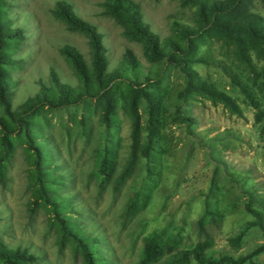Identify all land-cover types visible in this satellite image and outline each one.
I'll use <instances>...</instances> for the list:
<instances>
[{
    "label": "rangeland",
    "instance_id": "374dc122",
    "mask_svg": "<svg viewBox=\"0 0 264 264\" xmlns=\"http://www.w3.org/2000/svg\"><path fill=\"white\" fill-rule=\"evenodd\" d=\"M62 1L71 5L79 18L96 26L106 49L108 73L120 67L126 50L134 54L142 71L140 88L147 95L143 97L126 82L115 80L108 90L107 100L113 108L107 122L100 101L47 112L40 121L42 139L52 152V167L61 182L59 194L71 199L72 220L96 240L90 247L96 261L165 264L182 251L205 244L213 256L203 264H229L240 257L243 264H264V235L257 228L247 230L237 248L229 242L251 217L243 211L246 198L225 179L228 172L238 174L264 196V73L260 70L264 61L255 60L250 52L258 70L255 76L239 66L230 48L214 35L200 43V53H210L227 71L223 65L202 63L189 64V68L198 80L214 85L236 102L242 114L232 115L202 95L182 96L185 80L179 66L163 56L149 60L141 44L126 39L121 26L104 14L105 0H8L12 27L24 35L14 54L16 67L11 70L12 109L33 97L41 82L48 83L51 71L61 82L78 86V77L60 53L62 47L73 46L88 65L91 63L88 39L70 31L52 13ZM132 1L160 39L176 37L179 25L195 26V9L179 0ZM252 11L264 17L260 0L254 1ZM148 99L157 128L152 151L148 159L139 157L134 171L118 186L116 179L130 152L128 109L135 104L141 115L143 143L150 116ZM25 150L21 140L0 148V155L7 159L6 182L0 184L1 241L10 249L37 257L33 264H84L70 242L59 245L56 227L44 208L31 212ZM214 155L223 164L216 162ZM105 156L115 160L108 179H103L97 168ZM216 166L224 169L218 172V192L210 197ZM206 202L219 213L220 220L215 223L204 217L205 237L200 235L198 221ZM152 245L155 254L148 252Z\"/></svg>",
    "mask_w": 264,
    "mask_h": 264
},
{
    "label": "trees",
    "instance_id": "16d2710c",
    "mask_svg": "<svg viewBox=\"0 0 264 264\" xmlns=\"http://www.w3.org/2000/svg\"><path fill=\"white\" fill-rule=\"evenodd\" d=\"M255 0H179L183 6L195 9V26L179 25L177 36L160 39L154 34L149 25L144 22L141 9L132 0H105L104 14L113 18L123 29V36L129 41L141 44L145 56L151 61L165 57L168 62L176 63L183 73L184 88L180 93L198 94L204 96L214 105L220 104L232 115L241 116L242 112L236 102L214 85L198 80L190 70L189 64L202 63L214 66H224L222 61L212 58L210 53H200L199 45L207 36L221 40L223 46L230 48L234 60L249 74L257 76L255 60L264 61V17L254 13ZM264 7V0H260ZM8 0H0V148L7 149L14 140H21L26 147V160L29 166L28 184L31 189V212L44 208L50 215V224L56 227L59 245L70 242L75 253L81 254L84 264H100L90 250L96 240L89 237L72 220L74 208L71 199L59 194L61 185L58 175L53 169V155L43 138L41 119L47 112L62 110L70 107L84 106L89 101H100L104 104V121L109 120L108 113L112 110L109 104L108 90L115 80L126 82L143 97L147 95L141 90L139 78L141 67L130 50H126L120 67L112 73L107 72L106 49L96 26L79 18L71 5L58 2L53 15L63 21L70 31L80 33L88 39L91 63L88 65L80 52L73 46H64L60 53L69 62L73 73L78 77L77 87H71L60 81L54 71L50 72L48 83H40L38 92L26 99L18 108L12 109V79L11 70L16 67L14 54L18 45L24 39L23 31L12 27L8 16L10 10ZM224 71L226 67H223ZM264 73V64L260 68ZM230 74V73H229ZM233 78V77H232ZM148 102L149 118L145 129V142L141 143V118L135 104L128 111L131 119V144L125 165L116 179L119 186L134 171L139 157L148 159L153 148L157 128L154 125L153 105ZM83 124V120L81 121ZM264 131V125L262 127ZM216 162L223 164L214 155ZM7 159L0 155V184L6 182ZM98 172L103 179H108L115 170V160L105 156L98 163ZM216 166L214 177L209 188V196L218 192ZM225 179L246 198L243 211L251 220L244 223L235 237L229 242L237 248L244 233L257 228L264 235V196L253 187L247 186L245 180L238 174L228 172ZM204 217L213 222L220 220L219 213L206 202V210L198 221L200 235L206 237ZM151 254L157 253L156 246L148 248ZM213 256L207 245H199L193 250L182 251L165 264H203ZM35 256L25 250L10 249L0 239V261L3 264H33ZM243 258L231 260L229 264H243Z\"/></svg>",
    "mask_w": 264,
    "mask_h": 264
}]
</instances>
